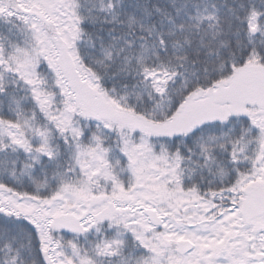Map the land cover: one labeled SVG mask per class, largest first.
Here are the masks:
<instances>
[{"label": "snow or ice", "instance_id": "snow-or-ice-1", "mask_svg": "<svg viewBox=\"0 0 264 264\" xmlns=\"http://www.w3.org/2000/svg\"><path fill=\"white\" fill-rule=\"evenodd\" d=\"M0 264H264V0H0Z\"/></svg>", "mask_w": 264, "mask_h": 264}]
</instances>
